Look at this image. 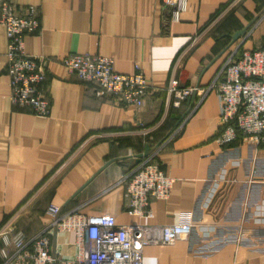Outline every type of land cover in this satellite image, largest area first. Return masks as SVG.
Listing matches in <instances>:
<instances>
[{
    "label": "crops",
    "instance_id": "0c3cea01",
    "mask_svg": "<svg viewBox=\"0 0 264 264\" xmlns=\"http://www.w3.org/2000/svg\"><path fill=\"white\" fill-rule=\"evenodd\" d=\"M9 1L38 12L24 50L47 59L50 113L12 105L0 26V227L43 232L52 252L72 258L75 235L50 227L51 205L120 225L191 222L187 237L147 246L142 264H264V145L238 134L218 146L217 96L177 103L167 90L173 80L203 88L231 53L264 49V0H186L177 21L161 0ZM84 53L111 58L122 74L138 66L149 85L142 107L68 73L61 60ZM146 147L139 161L150 158L174 183L140 220L125 212L122 177Z\"/></svg>",
    "mask_w": 264,
    "mask_h": 264
},
{
    "label": "built area",
    "instance_id": "2783aa9c",
    "mask_svg": "<svg viewBox=\"0 0 264 264\" xmlns=\"http://www.w3.org/2000/svg\"><path fill=\"white\" fill-rule=\"evenodd\" d=\"M168 19L179 20L187 10L186 0H161ZM0 26L5 28L7 50L5 72L9 78L12 105L29 108L36 117L47 118L49 101L42 83L46 77L47 59L24 50V36L39 28L34 6L20 7L0 0ZM68 73L82 81L93 82L102 94L119 104L142 107L149 85L135 66L132 74L114 70L109 57L69 54L61 60ZM167 90L177 103L194 94L214 93L220 105L218 123L221 131L215 137L218 146L235 141L240 134L247 142L264 145V49L244 50L227 56L212 80L203 88H180L173 80ZM125 212L138 219L152 216L151 202L169 197L174 179L167 176L150 158L140 160L122 177ZM56 232L75 235L76 254L62 258L51 251L50 239L43 232L27 236L11 225L0 227V264H142L147 246H169L187 237L195 223L154 225L142 223L120 225L109 215L86 216L78 211L48 209Z\"/></svg>",
    "mask_w": 264,
    "mask_h": 264
},
{
    "label": "water",
    "instance_id": "95a60500",
    "mask_svg": "<svg viewBox=\"0 0 264 264\" xmlns=\"http://www.w3.org/2000/svg\"><path fill=\"white\" fill-rule=\"evenodd\" d=\"M241 34H243V31H239L238 33L235 34V36L241 35ZM147 154H148V147H146L145 152L143 154L137 155V157H136L137 161H139V159L142 158V156H146Z\"/></svg>",
    "mask_w": 264,
    "mask_h": 264
}]
</instances>
